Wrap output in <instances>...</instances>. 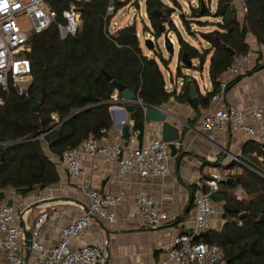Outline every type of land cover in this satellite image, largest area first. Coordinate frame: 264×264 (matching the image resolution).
Wrapping results in <instances>:
<instances>
[{
    "label": "trees",
    "instance_id": "16d2710c",
    "mask_svg": "<svg viewBox=\"0 0 264 264\" xmlns=\"http://www.w3.org/2000/svg\"><path fill=\"white\" fill-rule=\"evenodd\" d=\"M44 1L57 11L58 18L48 29L30 39L31 50L26 53L32 63L28 96H19L15 91L6 93L0 87V99L5 101L0 104V203L6 200L9 189L26 197L36 189L59 182L56 163L46 153L45 144L53 154L61 156L66 149L78 147L91 137L101 139V131L112 128L109 102L116 90L113 82L127 86L148 105L160 107L173 96L193 105L189 92L191 86H197L194 77L190 76L192 81L189 82V76L184 75L182 92H177L176 88L168 91L157 59L143 52L136 24L109 34V22L124 6L123 2L113 0L115 11L108 16L111 0ZM174 1L176 7H181ZM197 2L198 6L191 7V12L181 9L178 14L189 34L198 35L192 29L194 25L210 24L202 21V17L213 16L218 20L212 23L215 26L212 31L197 30L209 45L201 51L184 40L172 22L180 44L178 74L182 75V53H187L191 60L197 59L199 68L211 56L209 76L217 86L220 77L235 60L249 53V32L264 45V0H243L246 8L243 22L238 18L234 0H217L215 10H212L211 0H207L205 8L201 7V0ZM71 5L80 10L82 24L75 33L62 38L58 23H66L63 11ZM175 10L163 0H146V12L157 38L162 35L160 23L168 22ZM154 11L162 13L160 20L153 16ZM103 70L112 81L107 80ZM215 94L216 89L205 95L197 90L203 107L210 105ZM41 98L40 111L33 112L32 108ZM54 114L61 122L59 125L52 117ZM131 118L134 128L143 131L142 110L138 114L132 113ZM42 134L45 135L40 137ZM257 144L256 156L245 160L247 166H243L241 173L228 175L220 183L218 195L226 220L223 229H209L200 239L220 245L228 264H264V221L260 220L264 215V148ZM237 187L245 190V198L239 199L234 194ZM243 213L247 215L241 217Z\"/></svg>",
    "mask_w": 264,
    "mask_h": 264
},
{
    "label": "built area",
    "instance_id": "2783aa9c",
    "mask_svg": "<svg viewBox=\"0 0 264 264\" xmlns=\"http://www.w3.org/2000/svg\"><path fill=\"white\" fill-rule=\"evenodd\" d=\"M88 1V0H78ZM108 7L107 15H113L115 11L113 0ZM129 6L132 1L119 0ZM146 3V0H142ZM8 4L6 8L3 3ZM197 3V0H192ZM243 6L245 3L242 1ZM189 6V5H188ZM198 6V4L196 5ZM120 10V9H119ZM119 10L109 22V34L120 29V23L115 18ZM135 16V15H134ZM131 19L134 20L135 17ZM139 16L148 18V13L139 11ZM66 23H58L62 38L75 33L82 24L81 12L75 6L63 11ZM57 11L53 10L44 0H0V87L6 93L15 91L19 96H28V88L32 81V63L26 56L31 50L30 39L48 29L56 22ZM172 22L176 27L179 23V15ZM168 37L175 47L176 42L168 32ZM151 39L155 45L158 38L148 33L144 40ZM255 36L249 32L247 41L253 46ZM156 47V46H155ZM264 49L263 44H259ZM250 53L243 56L239 63L230 66L225 73L233 76L246 74L244 62L249 59ZM189 76V75H185ZM197 79V78H195ZM185 78L175 85H166L168 91L176 88L182 92ZM228 83H221V91L213 96V101L219 106L211 113L205 115L197 129L203 131H229L232 133H244L249 139L258 142L264 148V123L262 108H254L251 113L258 121V126L245 123V113L225 102V90ZM138 95V94H137ZM140 104L144 102L139 98ZM0 99V104H4ZM110 110L123 107L125 103L120 92L115 90L109 102ZM119 104H124L120 106ZM146 104V103H145ZM152 106V105H151ZM163 110L161 107L152 106ZM144 115L148 109L143 107ZM166 112V111H165ZM59 125L61 122L57 115L52 116ZM107 133L106 129L101 131ZM141 130L130 132L129 140L124 146L116 143L114 145H99L97 140L89 138L80 146L66 149L60 156L61 163L73 181H79L83 175V156H103L109 163L118 161V172L121 175L139 176L142 181L149 176L166 177L170 174L169 160L171 157V142H165L162 136L154 137L149 143L139 144ZM42 134L40 137H43ZM172 144L178 150L183 146L181 140L173 141ZM128 148V150H126ZM239 160L238 157H234ZM208 162L217 163L216 155L206 156ZM226 179L223 169L213 173L206 181L204 191L195 199L194 232L176 236L169 244L166 256L157 264H228L222 247L215 243L196 240L195 236L210 229V218L217 208L216 201L212 198L220 190V183ZM129 189L128 185H122L119 194L112 195L99 190H83L89 197V212H85L60 229L57 239L53 235L46 241L43 240V228L61 215L46 207L40 211L33 224H29V213L31 205H26L24 211L18 214L23 203L13 202L8 205V200L0 203V264H25L26 233L29 232L30 250L27 264H106L107 257L103 248L98 244L78 245L74 242L84 238V233L89 227L91 214H95L102 220L115 221V209L121 204ZM171 199V198H168ZM138 205V213L135 220L149 227H160L174 219L170 210L160 209L157 204L145 193L141 192L135 196ZM30 209L29 211H27ZM84 210V209H83Z\"/></svg>",
    "mask_w": 264,
    "mask_h": 264
},
{
    "label": "crops",
    "instance_id": "0c3cea01",
    "mask_svg": "<svg viewBox=\"0 0 264 264\" xmlns=\"http://www.w3.org/2000/svg\"><path fill=\"white\" fill-rule=\"evenodd\" d=\"M242 1L234 0L241 22L244 21L246 14V8ZM214 28L215 26L206 31H212ZM259 44L255 38L253 46L250 47L249 59L244 62L246 74H243L239 81L232 83L239 76L224 73L219 79L220 83L215 86L209 76L211 56H208L200 70L203 72L206 66L209 85L204 87V91L197 85L199 93L205 95L213 89L219 93L221 83L227 82L230 86L225 90L226 104L242 110L245 113V123L251 126H258V121L251 113L257 107L263 110L264 123V49H261ZM208 47L209 45L203 46V48ZM242 57L237 58L234 64L239 63ZM195 80L197 83V79ZM167 85L169 86V84ZM119 105L123 106L124 104ZM218 106L219 103L213 100L208 107H203L200 103L195 106L194 103L191 105L188 102H180L174 96L160 106L170 115V121L180 127L183 143L177 153L171 155L170 174L166 177L149 176L142 181L139 176L121 175L118 172V161L109 163L103 156L98 155L95 157L83 156V175L76 182L69 177L61 163L60 156L53 154L45 144L46 153L56 163L60 174L59 182L45 189H36L26 197H21L13 189H9L5 201L13 200V202L23 204L27 202L26 205L31 206L37 204L29 213V216L34 211L38 213L33 218V222L40 211L48 206L53 212L59 213L61 215L59 219L50 221L43 228L42 236L46 241L51 235L57 239L63 226L84 213L81 204L88 205L89 197L83 190H99L116 195L121 192L122 185H128L129 189L126 191L124 200L115 209V221L102 220L106 228L104 229L101 224L91 218L84 238L76 240L74 243L78 245L98 243L107 257L106 264H157L166 256L169 244L176 236L195 231L196 210L194 203L197 196L204 191L207 179L219 169L227 170L235 165L239 166L238 169L226 174L241 173L243 166H247L245 160L253 158L258 152V142H253L254 140L249 139L244 133L197 129L202 118ZM111 117L112 128L103 134V137L97 142L99 145L119 143L125 146L127 141L123 140V131L119 127L122 113L118 111L114 115L111 114ZM126 123L131 126L130 132L138 130L134 128L131 114L127 115ZM161 125L160 122L145 119L139 144L149 143L154 137L162 136ZM208 155H216L219 161L217 163L208 162L206 160ZM234 157H238L239 160H235ZM258 158L261 159L262 156H258ZM225 190L228 191V188ZM141 192L151 198L160 209L170 210L174 219L156 228L138 223L134 219L139 211L135 196ZM216 195L219 197L218 193ZM42 200L48 201L41 203ZM216 203V211L210 218V229L221 230L226 222L223 216V202L216 201ZM29 220L30 217L28 222ZM29 224L31 223L29 222Z\"/></svg>",
    "mask_w": 264,
    "mask_h": 264
},
{
    "label": "rangeland",
    "instance_id": "374dc122",
    "mask_svg": "<svg viewBox=\"0 0 264 264\" xmlns=\"http://www.w3.org/2000/svg\"><path fill=\"white\" fill-rule=\"evenodd\" d=\"M141 4L137 1H132L129 6H123L119 12L116 15V19L120 23V27L122 28L123 26L129 25V24H136L137 26V33H138V38L140 40V44L142 46L144 54H146L148 57L156 58L160 67L161 71L164 75V78L166 80V83L169 85H173V83L177 84L182 79V76L184 75H189L187 79L191 77H197V85L199 88L204 91V87L209 85V77L206 72V66L205 70L201 72L199 68V61L197 59L192 60L195 68L187 69V68H182L181 69V74L182 76L178 75V64H179V56H180V44L178 40V36L176 33V30L173 27L172 19L175 18L176 15L180 13V10L184 12H191V7H196L197 3H192L191 0H176L181 7H176V3L174 0H163L166 4H168L170 7H174L176 10L173 12L171 17H169L168 22H166V28L167 31L173 36L175 39L176 45H175V52L173 55H171L167 49L164 47V34L159 36L158 40H156V47L153 50H149L145 47V36H147L148 33L154 35V27L152 25L151 19L140 17L139 16V11L146 12V3L144 1L140 0ZM212 2V10H215L216 8V2L217 0H211ZM125 5V3H124ZM191 5V6H188ZM135 15V16H134ZM135 17L134 20H132V17ZM202 21L209 22L210 24L206 26H201V25H194L192 29L198 33V35H192L189 34V32L186 30V28L183 26L181 20H179L178 23V30L180 31L182 37L184 40L192 43L194 46H196L200 51L202 50L203 46L207 47L208 44L205 43L202 38L199 36L200 33L197 31H206L209 30L208 28L213 27V24L216 21V18L213 16H205L201 18ZM163 57L167 63L162 61ZM174 78V79H173ZM173 79V80H172ZM261 161L263 160V157L260 159ZM238 165H235L232 168H229L227 170H223V173L225 174V177L228 175L226 174L227 172L229 173L230 171H235L238 169ZM227 175V176H226ZM229 191V190H228ZM234 194L238 198H245L246 197V192L242 187H237L234 189ZM17 203V202H16ZM27 202L19 209V213L21 211H24L26 208ZM37 211L32 212V214L29 216L30 220L29 222L33 224V218L36 217Z\"/></svg>",
    "mask_w": 264,
    "mask_h": 264
},
{
    "label": "water",
    "instance_id": "95a60500",
    "mask_svg": "<svg viewBox=\"0 0 264 264\" xmlns=\"http://www.w3.org/2000/svg\"><path fill=\"white\" fill-rule=\"evenodd\" d=\"M206 6V2L205 0H201V7L205 8ZM153 16H155L156 19L160 20L162 13L158 12V11H154L153 12ZM160 28V32L161 34H164V47L167 49V51L173 55L175 52V47L173 46V43L171 42V40L168 37V31L166 28V25L163 23H160L159 25ZM145 47L149 50H153L155 49V43L151 40V39H146L145 40ZM181 64L184 68L187 69H191L193 68V61L189 58V55L187 53H182L181 54ZM103 73L105 75V77L107 78L108 81H112V77L103 70ZM192 80L189 79V82H191ZM117 91L120 92L121 94V98L123 99V102L125 103V105L123 107H120L118 109H111V114L114 115L116 114L118 111L120 113H122V118L120 120V124L119 127L122 129L123 131V140L127 141L129 140L130 137V128L131 126L129 124L126 123V117L128 114H138L141 110L143 112V107L147 108V114L144 115V118L148 121H153V122H160L162 123V139L165 142H171L170 144V148H171V154L175 155L177 153V149L174 147V145L172 144L173 141H177V140H181L182 139V134L180 131V127L176 124H174L173 122L170 121V115L165 112L164 110H160L157 108L152 107L151 105L148 104H140L138 101V95L130 90L127 86L119 83V82H113ZM197 90L198 87L193 85L190 88V92H189V96L192 99V102L194 103L195 106H198L199 104V98L197 96ZM42 99H40V102L35 105L32 110L33 112H39L41 105H42ZM4 159H2L3 161ZM212 198L217 201L220 202L221 199L220 197H218L216 194L212 195ZM47 202L48 200H42L41 203ZM40 203V204H41ZM79 203V202H78ZM80 204V203H79ZM9 206L13 205V200H10L8 202ZM83 206V209L85 212H89V208L87 205L81 204ZM36 205L31 206L30 209H33ZM30 209H28L27 211H29ZM247 215V213H243L241 214V217H245ZM91 218H93L96 222H98L99 224H101L102 228H105L104 222L102 221V219L98 218L95 214H91ZM260 220L264 221V215H262L260 217ZM27 235V239H26V254H25V264H27L28 258H29V254H30V250L28 248V245L30 243L29 240V232L26 233ZM206 236V233H201L197 236H195V239H200Z\"/></svg>",
    "mask_w": 264,
    "mask_h": 264
},
{
    "label": "clouds",
    "instance_id": "9594fccd",
    "mask_svg": "<svg viewBox=\"0 0 264 264\" xmlns=\"http://www.w3.org/2000/svg\"><path fill=\"white\" fill-rule=\"evenodd\" d=\"M3 5H4L6 8L9 7L8 4H7L6 2H4Z\"/></svg>",
    "mask_w": 264,
    "mask_h": 264
}]
</instances>
